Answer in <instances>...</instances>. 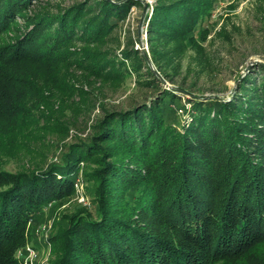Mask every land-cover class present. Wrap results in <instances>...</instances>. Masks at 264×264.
Returning a JSON list of instances; mask_svg holds the SVG:
<instances>
[{
	"label": "trees",
	"instance_id": "trees-1",
	"mask_svg": "<svg viewBox=\"0 0 264 264\" xmlns=\"http://www.w3.org/2000/svg\"><path fill=\"white\" fill-rule=\"evenodd\" d=\"M213 2L157 0L147 30L169 81L178 66L165 56L200 45ZM136 5L0 0V122L16 93L27 99L54 87L66 65L88 77L133 72L153 91L105 109L60 162L11 172L0 158V264H28L19 253L34 240V222L49 204L76 196L80 180L95 209L61 216L48 238L50 264H264V63L238 78L230 99L190 98L180 122L176 90L191 92L164 88L131 38L121 49L119 29Z\"/></svg>",
	"mask_w": 264,
	"mask_h": 264
},
{
	"label": "rangeland",
	"instance_id": "rangeland-1",
	"mask_svg": "<svg viewBox=\"0 0 264 264\" xmlns=\"http://www.w3.org/2000/svg\"><path fill=\"white\" fill-rule=\"evenodd\" d=\"M141 1L142 5L132 7L119 29L121 49L131 38L133 47L146 53L148 63L156 70L147 26L157 0ZM201 22L198 29L206 32L202 31L204 38L196 33L200 45L188 44L183 53L165 56L171 60L169 68L178 66L176 81H169L156 70L164 88L182 86L191 92L176 90L181 104L177 107H182L177 112L180 122L188 118L190 98L230 99L238 78L251 70L256 72V65L264 63V0H214ZM118 53L121 55L120 50ZM55 78L54 87L44 86L40 89L43 93L26 95L27 99L16 93L14 111L0 122L2 169L33 170L60 162L69 145L92 134L93 124L105 109L128 107L134 100L142 101L153 94L149 87L139 83L133 72L122 79L115 72L88 77L82 68L73 64L64 66ZM77 188L76 196L49 204L34 222V240L26 251L19 253L28 264H50L54 255L48 238L56 231L58 222H62L63 214L81 207L95 209L85 182L80 180Z\"/></svg>",
	"mask_w": 264,
	"mask_h": 264
}]
</instances>
